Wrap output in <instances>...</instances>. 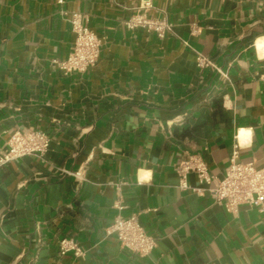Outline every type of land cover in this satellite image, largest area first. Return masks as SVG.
I'll return each instance as SVG.
<instances>
[{
	"label": "crops",
	"instance_id": "obj_1",
	"mask_svg": "<svg viewBox=\"0 0 264 264\" xmlns=\"http://www.w3.org/2000/svg\"><path fill=\"white\" fill-rule=\"evenodd\" d=\"M149 2L163 37L127 26L142 0H0V154L16 130L51 140L0 166V264H264V209L230 212L176 170L199 155L223 178L236 147L264 166V0ZM73 12L102 40L87 72L55 62ZM118 213L156 239L150 255L109 232ZM63 238L85 254L62 253Z\"/></svg>",
	"mask_w": 264,
	"mask_h": 264
},
{
	"label": "built area",
	"instance_id": "obj_2",
	"mask_svg": "<svg viewBox=\"0 0 264 264\" xmlns=\"http://www.w3.org/2000/svg\"><path fill=\"white\" fill-rule=\"evenodd\" d=\"M144 2V12L137 13L127 22L129 28L142 26L163 37L171 30V24L164 19L148 17L145 12L151 6L149 0ZM63 2V0H59ZM69 22L75 34L71 51L64 60H55L65 73L87 72L97 63L101 55L102 40L96 32L85 24L79 13L73 12ZM198 65L208 66L207 58L197 57ZM51 144L48 134L40 129L28 131L16 130L8 141V149L0 154V166L20 159L24 156H41L48 151ZM179 175V186L182 189L201 192V188L191 187L187 175L194 172L201 184L207 185L212 199L223 204L230 212H236L241 204L259 206L264 209V166L254 162L238 161L236 147L230 158L229 165L223 178L212 175L206 162L199 155H191L180 161L176 168ZM122 209V206H117ZM109 232L114 233L120 244L139 256H148L157 246L156 239L146 233L135 214L125 216L115 215ZM62 253L73 251L75 256L82 257L85 251L71 238H63L59 242Z\"/></svg>",
	"mask_w": 264,
	"mask_h": 264
},
{
	"label": "bare ground",
	"instance_id": "obj_3",
	"mask_svg": "<svg viewBox=\"0 0 264 264\" xmlns=\"http://www.w3.org/2000/svg\"><path fill=\"white\" fill-rule=\"evenodd\" d=\"M257 45H258L259 50H262L263 47H264L263 39H259V40L257 41ZM246 133H247L246 130H241V132H240V134H239V138H241V140H243V137H244V135H245Z\"/></svg>",
	"mask_w": 264,
	"mask_h": 264
},
{
	"label": "clouds",
	"instance_id": "obj_4",
	"mask_svg": "<svg viewBox=\"0 0 264 264\" xmlns=\"http://www.w3.org/2000/svg\"><path fill=\"white\" fill-rule=\"evenodd\" d=\"M230 106H231L230 104L225 103V107H226V108H228V107H230Z\"/></svg>",
	"mask_w": 264,
	"mask_h": 264
}]
</instances>
